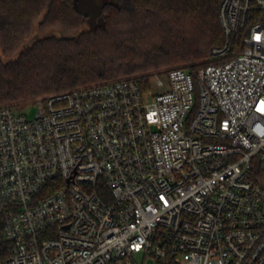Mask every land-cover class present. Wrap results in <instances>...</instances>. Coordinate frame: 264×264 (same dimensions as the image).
<instances>
[{
  "label": "built area",
  "instance_id": "1",
  "mask_svg": "<svg viewBox=\"0 0 264 264\" xmlns=\"http://www.w3.org/2000/svg\"><path fill=\"white\" fill-rule=\"evenodd\" d=\"M219 19L227 62L0 107V264H264V0Z\"/></svg>",
  "mask_w": 264,
  "mask_h": 264
},
{
  "label": "trees",
  "instance_id": "2",
  "mask_svg": "<svg viewBox=\"0 0 264 264\" xmlns=\"http://www.w3.org/2000/svg\"><path fill=\"white\" fill-rule=\"evenodd\" d=\"M220 4L221 0L108 1L102 24L81 32L89 16L77 11L75 0H0L3 55L12 56L22 47L36 23L39 29H60L69 35L36 40L14 60L4 61L0 55V105L128 77L149 85L168 68L196 73L227 62L243 51L248 27L233 35L228 56L213 57L212 49L226 40Z\"/></svg>",
  "mask_w": 264,
  "mask_h": 264
},
{
  "label": "rangeland",
  "instance_id": "3",
  "mask_svg": "<svg viewBox=\"0 0 264 264\" xmlns=\"http://www.w3.org/2000/svg\"><path fill=\"white\" fill-rule=\"evenodd\" d=\"M108 1H115V0H105V2H108ZM89 29H91V26L87 20V23L83 26V28L81 29V32L87 31ZM67 36H69V35L60 29H44V30L39 29L38 23H36L33 27L32 35L26 40V42L22 45V47H20L18 50H16L14 52V54L12 56L3 55L1 47H0V55L2 56L4 61L14 60L15 58H17V56L20 54V52L22 51V49L24 47L31 45L36 40L49 38V37L62 38V37H67ZM173 68H168V70H166L161 75L159 74V76H164L165 74L168 73V71H170ZM157 76L158 75L153 76L152 80L155 79ZM52 94H55V93H52ZM49 95H51V94H49ZM45 96H48V95L39 96V97H36L34 99H29L27 101H22V102H18V103L3 104V105H0V107L12 106V107L16 108L17 112L26 114L29 118H34V116L37 113V107L35 105V102L38 101L39 99L45 97Z\"/></svg>",
  "mask_w": 264,
  "mask_h": 264
},
{
  "label": "water",
  "instance_id": "4",
  "mask_svg": "<svg viewBox=\"0 0 264 264\" xmlns=\"http://www.w3.org/2000/svg\"><path fill=\"white\" fill-rule=\"evenodd\" d=\"M105 0H75V7L83 16H89L88 22L91 29H95L102 24V11L105 6Z\"/></svg>",
  "mask_w": 264,
  "mask_h": 264
},
{
  "label": "snow or ice",
  "instance_id": "5",
  "mask_svg": "<svg viewBox=\"0 0 264 264\" xmlns=\"http://www.w3.org/2000/svg\"><path fill=\"white\" fill-rule=\"evenodd\" d=\"M257 39H259V37H257ZM258 111L264 112V106L258 108ZM162 199H163V197H162Z\"/></svg>",
  "mask_w": 264,
  "mask_h": 264
}]
</instances>
